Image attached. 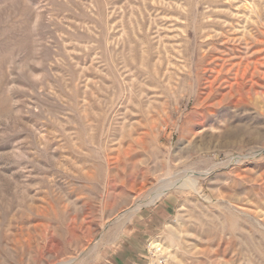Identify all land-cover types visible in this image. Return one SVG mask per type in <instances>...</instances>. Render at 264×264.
Returning a JSON list of instances; mask_svg holds the SVG:
<instances>
[{
  "label": "rangeland",
  "instance_id": "1",
  "mask_svg": "<svg viewBox=\"0 0 264 264\" xmlns=\"http://www.w3.org/2000/svg\"><path fill=\"white\" fill-rule=\"evenodd\" d=\"M0 264H264V0H0Z\"/></svg>",
  "mask_w": 264,
  "mask_h": 264
},
{
  "label": "bare ground",
  "instance_id": "2",
  "mask_svg": "<svg viewBox=\"0 0 264 264\" xmlns=\"http://www.w3.org/2000/svg\"><path fill=\"white\" fill-rule=\"evenodd\" d=\"M175 186H179L181 188H186V189H191V190H197L198 180L194 177L188 176L184 178L183 180L176 179V180L168 181L167 183H164L155 189L154 193H152L150 201L148 200V202L153 203L155 200L160 198L169 188L175 187ZM138 208L139 207L129 209L128 214H131L132 212L136 211Z\"/></svg>",
  "mask_w": 264,
  "mask_h": 264
},
{
  "label": "crops",
  "instance_id": "3",
  "mask_svg": "<svg viewBox=\"0 0 264 264\" xmlns=\"http://www.w3.org/2000/svg\"><path fill=\"white\" fill-rule=\"evenodd\" d=\"M117 259L115 258V260L114 261H116ZM118 261V260H117Z\"/></svg>",
  "mask_w": 264,
  "mask_h": 264
}]
</instances>
